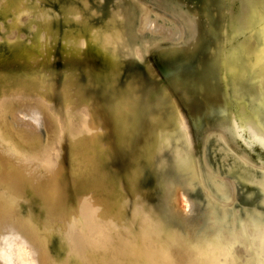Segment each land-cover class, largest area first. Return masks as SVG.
Returning a JSON list of instances; mask_svg holds the SVG:
<instances>
[{"label": "bare ground", "instance_id": "1", "mask_svg": "<svg viewBox=\"0 0 264 264\" xmlns=\"http://www.w3.org/2000/svg\"><path fill=\"white\" fill-rule=\"evenodd\" d=\"M29 1H31V0H0V6H1L0 12L3 13V15H7L8 12L11 11L13 14L12 20L10 18L11 22H9L10 25L8 27V30L9 31H11V30L16 31L17 30V33H18V34L16 33L17 37L15 36L14 39L12 37H10L11 35H9V36L7 35L8 37H10L7 40H9V43L11 44V46H10L11 47V53H12L11 57H6L3 59L2 55L0 54V84H1V88H0V90H1V95H0V154H2V152L5 154H8L7 159L10 161L11 169L14 170L18 176H21L28 181L27 183L23 184V187L25 189H27V188L30 189L29 191L26 192L27 194L24 193V194H21L19 196L17 192L15 193L13 191V188H15V186H16V182L14 180L11 183V185L8 187V193L0 190V261L2 258L1 255L3 254V249L6 246H9L10 244H12L13 241L17 239L16 238L17 237L16 230H15L16 226H14V224H13L14 222L12 219L14 217L16 209L18 208L17 205L23 199L31 200L30 198H33L32 197V195H33L32 189H33V182L35 180H32L34 178L33 175H31L30 173L24 172L25 171V165H27V163H29L30 165H33V166L36 165L37 167L35 169L42 171L44 169L43 166L36 163L39 161L37 159V156L53 155V156H55V158L57 160L58 168L61 167V165L58 161V149L60 150L62 148H59L60 145H57V144L61 141V139H60V141H58L59 138H64L63 136L60 135L64 131V130L62 131L61 124L63 121L65 123V120L66 119L68 120V118H69L68 117L62 121L61 118H56L57 116L53 115V114H55V113H53V111H52L53 109L51 107L53 104H51V106H50L49 97L47 96V94L49 93L48 87L50 85L49 84L50 82L48 83L47 81H45L46 79L44 80V78H47L48 75L51 74V76H52L51 71H53V70H51V69H54L53 64L51 63L53 60L52 59V56H53L52 44H53L54 39L57 38V36L53 35L51 32L53 26H52V23L50 21L51 20L53 21V19H52L53 17L51 18V16H49L50 11L48 12L47 9H44V7L42 5L43 0H32L31 3ZM185 1H188L190 4L195 6L193 9H191L188 6L190 11H191V14H192V15H190V17H188L189 25L191 27V31H190L191 33H190V36L189 35L187 36L188 39L184 45L173 46V47L168 49L171 67L177 68L183 64L188 63L190 61L191 57L180 58L178 56V53L183 48H188V47H191L192 45H197L204 37H210L211 40L213 41V46H214V47L213 46L211 47V52L209 55L210 60L206 64V71L203 70V72H200V73H197V71H196V75L199 74L201 77H204L203 78L204 83L209 82L211 79H213V80H215L216 84L214 85V87H211V86L208 87L206 94L203 95L204 98H202V99H204V101H203V104L201 106H199V107L196 106L197 107V109H196L195 104L193 105V103H192L190 115H191V118L193 120V123L198 124L199 123L198 118H202L203 116H205L208 113H214L217 115V117L211 121L212 124L220 127L223 130V133L225 134V136L230 141L236 142V138L239 135L238 128L240 129V126H238V122L236 119L232 120L234 118L232 117L233 115H232V112L229 108V105H230L229 94L231 93V95L237 100V104L239 107V113L242 115L243 118H245L244 122H245V125H246V128H247V131H248L250 138L252 140L256 141V143H258V144L260 143L261 146L264 148V0H202V1H199V0H178V2L187 3ZM234 1L238 2L236 9L233 8ZM71 3H68L67 5L62 6V11H63L62 14L64 15V16L62 15L63 19L65 18L64 20L66 22H69V23H72V21L70 22V20L79 17L81 10H83L85 12L84 9L79 10V8L74 5L75 3L74 4H71ZM120 9H118V10H120ZM146 10L147 9L145 8L144 11H146ZM51 12H52V10H51ZM119 12L120 11H118V13L117 12L116 13L119 14ZM88 13L90 14V12H88ZM142 14H145V13L142 12ZM26 15H28L27 26L30 29L34 30L33 39H32V41H30V43H29L28 39L22 40V41L20 40V37H21L20 27H22L23 22L27 19V18H25ZM55 15H56V13H55ZM119 16H120L119 18H121V13ZM49 17L51 18L50 21H49ZM216 17H217L216 25H218V26H215V24L213 23V19ZM116 18H117V16H116ZM144 18L146 19V16H144ZM63 19H62V21H63ZM35 21L38 22L36 29H35L34 25H32L33 22H35ZM65 21H63V23ZM109 21H111V19ZM142 21H143V19L141 18V22ZM123 22H125V21H123ZM107 23H106V25L108 26V24H110V23H108V24ZM112 23L115 24V22H112ZM121 24H122V21H121ZM81 25H82V23H81ZM104 25H105V23H104ZM142 25H145V23ZM147 25H149V24H147ZM87 26L88 25H86V27ZM67 27L69 28V26H67ZM76 27H77V25H76ZM76 27H75V29H76ZM102 27L103 26H101V28ZM81 28L82 27H80V29ZM105 28H107V27H105ZM193 28L195 30H197V33L194 34V36H193ZM75 29H74V31H75ZM89 29H91V28H89ZM91 30H93V28ZM84 31L86 32V30H83V32ZM100 31H102V30H100ZM100 31H99V33H100ZM244 31L248 32V36L245 35L246 38L244 37L245 38L244 40L237 41L236 40L237 38L235 37L236 34H240V33L242 34ZM142 32H143V30H142ZM152 32H156V31L152 30ZM76 33L75 32L73 33V31L69 30L68 32H66L64 34V39H66V44L63 48L62 53H63V57L66 58V63L64 64L65 69L64 68L63 69H64V71L67 70V72L71 71V69H72L71 63L68 62V58L70 56L77 58L83 52V51L81 52L80 49L84 48L83 46L80 48L81 38ZM97 33H95V34H97ZM99 33L97 34L98 35L97 37H99L101 35V34L99 35ZM116 33H117V31H116ZM104 34H105V32H104ZM104 34H102V35H104ZM107 34H106V36H107L106 41L110 38L112 40H114L113 38L116 35L110 34V33L108 35ZM14 35H15V33H14ZM83 36L85 37L86 35H83ZM83 36H81V37H83ZM117 36L119 38V35H117ZM95 37H96V35H94L93 37L91 36V39H93ZM99 38H96V40H95L96 43H98L97 39H99ZM83 39H85V38H83ZM87 39H88V37H87ZM0 40L2 41V38ZM103 40H105V37ZM118 41H116V42H118ZM129 41H126V42L128 43ZM99 42H100V40H99ZM82 43L84 45V43L86 44V41L82 42ZM107 44L108 43H106V45H103V47L107 46ZM94 46L96 47L97 44ZM85 47H86V45H85ZM125 48H128V47H125ZM97 49H95V50H97ZM104 49H102V52ZM112 49H113V47H112ZM99 50L100 49H98V52H99ZM115 50H117V48H115ZM115 50H111L110 52L115 51ZM107 51H108V49H107ZM106 54H108V53H106ZM136 54H137V57H138V55H140L138 53H136ZM114 55L117 56V53L113 54V56ZM140 57H141V55H140ZM140 57H138V58H140ZM114 58H115V56H114ZM115 59H117V58H115ZM195 59H197L196 60L197 63L198 62L200 63L206 58L201 57V56H194L193 61ZM232 59H233V63L231 62ZM37 61H40V63L38 62L39 64H37ZM31 65H36V68L34 66V68L32 67V69H30L31 71L27 70L26 68L27 67L31 68ZM80 66H81V64H79V63H77V65H75L76 69L79 68ZM87 66H89V65H87ZM144 66H145V64H144ZM147 67H148V65H147ZM238 69H239V72L236 73L237 72L236 70H238ZM195 70H197V69L195 68ZM91 71H93V70H91ZM146 72H148V71H146ZM150 73H152V72H150ZM70 75L72 78L74 76L73 72ZM70 75L67 76V78L69 77L68 79H70ZM104 75H105V78H103L104 81L108 78V76L113 78V76H112L113 74L110 71H105ZM145 75L146 74H144V75L143 74H135L134 75V76H136L135 78L138 79V81H139L138 91L135 89L125 91L126 92L125 94H132L134 92L136 94V96L137 95L139 96V100L137 102V105L140 107V109L137 112V117H138V114H140V115H139V120L137 121L138 123L136 122L137 126L133 127V128L135 130H137V128H138V130L144 129L145 124H146V122H145L146 120L152 119V120L156 121L159 119V117L161 118L162 116H165L164 118L167 121H169L172 119V117H171V115H172V116H174V119L176 121L175 127H174L176 130H174L173 133L178 131L181 133V135L183 137L182 145H180V146H183L184 150H183V148L181 149V147L178 145V143L180 144V142H178L177 144L171 143V144H169L170 147L172 144H175L176 146L175 145L172 146L168 155L165 154L164 156H162V155L160 156L161 161H159V165H158L159 179L160 180H159L158 188L160 191L159 204L161 205L160 206L161 211L159 213V212H155V211L152 212V211H149L147 209V207L145 205V201L147 203V200L149 199V197H147L148 193L144 192L143 193L144 195L142 194L143 196L141 195L140 198L138 197L139 200L134 201V199H133V201L135 203L132 204V206H134V207H132L130 215H127V212H126L127 210H129V208L126 211L124 210L125 209V204H124L125 200H122V201L118 200L117 202L113 203V201H111L112 198L111 199H107V198L102 199L100 197L99 198L97 197L95 199H90V200L84 199L85 200L84 203L86 205L92 204V206L91 207H88V206L82 207L83 208L82 213L86 214L87 212H89L91 214H96L97 215L96 217L98 220L97 223H103L104 224V230H107V232H109V233L115 234L113 237L114 239H108V244L113 245L110 247V249H112V250L123 247L124 253H121L119 251V254H117L116 257L123 258L122 257V255H123L127 261V263H125V264H264V164L259 165V166L254 165L255 167H253V166H251L252 164L250 162H249L250 164L247 162L246 158L243 159L244 157L243 158L242 157L241 158L235 157L233 159L232 163L228 164L226 166V168L223 170V172L221 173V167L220 166H218L217 169H214V170L212 169V167L208 163L207 156H205L207 154H204L203 156H205V157L203 159L205 161L206 166H205V170L203 171V173H202L203 175H202L200 173V170H199V162H198L196 156L194 154L192 155V151H194V142H193V136H192L191 130H190V125H189V122H188L186 116L183 113H182L181 117L178 115L179 110H181L179 108L178 104H176V106L178 107L179 110L176 112H173L171 110L172 114L170 115V112L168 111V106H169L168 102L170 104H172L171 99L168 98V96L164 93L163 89H162V91L156 90L154 86H151V84L145 86V84H144L145 79L144 78L147 77ZM228 75L230 77L231 82L229 83V85H228V83L227 84L223 83V85H222V83H221L222 82V79H221L222 76H224V78L225 77L228 78ZM36 76L40 77V80H38L39 78ZM113 79H112V81H110L109 83L106 84L107 85L106 87L108 88V90L110 89L111 91L114 90V87L110 84L111 82L113 83ZM220 79H221V81H220ZM193 80L195 81V78H193ZM199 80H201V81H195V82H197L198 84L202 83V78ZM49 81H50V79H49ZM52 81H53V79H52ZM170 81L173 84V86L178 87L181 90V95H183V101L186 104L188 102H190L191 98L187 92V89H189V86H188V83L186 82L185 79L183 81L182 73H181V75H178V74L171 75ZM224 81H226V79H224L223 82ZM46 82L48 83V85L46 84ZM89 82H90V80H89ZM96 83H97V81H96ZM74 84H75L74 81L71 79L69 81H66V83H65L64 88L66 89L65 91H66L67 101L68 100L71 101L70 99L72 98V97L70 98V95H68L67 91L69 90V93L71 92L70 94H72L71 90H72V87H75ZM82 85H84V84L82 83ZM95 86H96V84H95ZM201 86H203V83L201 84ZM38 89H41L40 90L41 92H38L37 91ZM228 89H230V93H228ZM110 93L112 94V92H110ZM96 94H98L97 91H96ZM101 95H102V93H101ZM131 96L129 95V97H131ZM245 96H247L248 99L257 102L256 107H254L252 117H250L248 114L245 113L246 112V110H245ZM113 98H114V96H113ZM169 99H170V101H169ZM127 102L129 103V105H130V103H132L131 101L130 102L127 101ZM69 105H71L70 102H69ZM118 106H120V105H118ZM122 106L120 107L121 109H118L119 107L116 108V109L120 110L119 112H118V110L117 111L115 110V111L118 112L119 114H121V112H123V111L125 112V109H126V107L128 108V106H127V104H126V106L124 105V108H122ZM78 107H80V105ZM87 107L85 108V110H84V106L80 107V108H83L82 111L84 110L85 111L84 113H86V110L88 111V109H89V108L87 109ZM172 108H173V106H172ZM11 109H14V110L16 109L19 114L20 113L30 114L34 117L35 120H37V123H38L37 125L43 124L45 126L47 132H48L49 141L47 138V140H46L47 143L46 142L42 143L40 138L37 137L36 133L32 129V128H34V126H31V128H29V126H28L30 133L22 132L17 127H15V126H17V124L20 126L21 125L25 126V125H24V123H22L21 121L19 122L15 118H14V120H15V123L17 121V124L8 121V118L6 119V115H7L6 113L8 111L10 112ZM122 109H124V110H122ZM130 109L131 108L129 107L128 110H130ZM169 109H171V108H169ZM77 113L79 116L75 120V122L72 121V119H70V120L76 126H78V125L80 126L81 124L77 123V122H79V121L82 122L81 120H79L82 115H80L79 111H77ZM128 113H127V115H128ZM91 114H90V116H91ZM116 114L117 113H115L113 115L115 116ZM68 115H70V117H72L70 112L68 113ZM118 115H116L117 119L119 117ZM121 115H120V117H122ZM85 116H86V114H85ZM86 118L87 117H84V120L87 121ZM127 118L128 117H126V119ZM70 120H68V121H70ZM92 120H93V116H92ZM119 121H122V118H120ZM119 121H116L114 123L116 124ZM30 122L31 121H29V123ZM85 122L83 121L84 125H85ZM96 122H98V120ZM64 123H63V126H64ZM93 123H95V121ZM66 124H67V122H66ZM66 124H65V126L68 125V124L67 125ZM83 124H82V126L84 127ZM121 124L122 123H120V125ZM73 125H70V126L74 127ZM89 125L90 124L88 122V124L84 128H86ZM116 125H118V124H116ZM128 125H130V124H128ZM124 126L123 127L121 126V128L123 129ZM126 126H127V124H126ZM72 127H70V128L72 129ZM95 127H96V125H95ZM69 129H67V131H64L66 133V135H67V132ZM89 129H91V128L89 127ZM95 129L96 128L93 127L92 130H95ZM160 129H162V128H160ZM160 129H159V131H160ZM82 130H83V128H82ZM125 130L126 129H124V131ZM156 130H158V129H156ZM80 131H81V129H80ZM99 131H100V128H99ZM96 133H98V132H96V130H95L94 134H96ZM167 133H168V131H167ZM208 133H210V132H208ZM70 134H71L70 136L73 137L72 134H74V133H70ZM79 134H80V132H79ZM68 135H69V133H68ZM76 135H78V133ZM159 135H161V134H159ZM59 136H61V137H59ZM80 136H82V135H80ZM93 136H95V135H93ZM126 136H128V135H126ZM172 136H174V134ZM32 137L35 139V141ZM74 137H75V135H74ZM78 137H79V135H78ZM91 137H92V135H91ZM139 137H140V135H139ZM174 137H172L171 139H173ZM180 138L178 136V139H180ZM77 139H79V138L76 137V140ZM81 139H79V140H81ZM160 139H163V138H160ZM175 139L177 141V138H175ZM175 139H173V140H175ZM79 140H77V141H79ZM85 140H87V139H85ZM123 141H124V139H123ZM136 141L138 142V138ZM204 141H205V139H204ZM221 141L224 143L226 141L222 135H217L216 138L214 139L215 144H218V149H220L223 152V156L227 157V156H229V151L223 145V143ZM70 142H72V141L70 140ZM150 142H151V140H150ZM173 142H175V141H173ZM244 142H245V140H244ZM244 142H243V144H244ZM247 142H248V140H247ZM249 142H251V141H249ZM79 143H82V142H79ZM166 143H168V142H166ZM60 144H62V141ZM121 144H122V142H121ZM151 144H152V142H151ZM252 145L253 144H251V146ZM103 146L105 148V145H103ZM117 146H119V145H117ZM122 146H123V144H122ZM166 146H168V145H166ZM78 147H75V146L73 147L74 148L73 152H75L77 155L79 154L78 153ZM127 147H126V149H127ZM140 149H142V148H140ZM136 150H138V149H136ZM143 150H142V152H144ZM71 151H72V149H71ZM162 151L163 150L159 148V152L162 153ZM164 151H166V150H164ZM183 151H186L185 155H184L185 152H183ZM204 151H206V150L204 149L203 152ZM140 152H141V150H140ZM102 153H103V151H102ZM107 154H110V152ZM115 156H118L117 152H116ZM136 156L138 158V155H136ZM89 157H90V155L88 156V158ZM134 157H132V159H134V161H133L134 164L131 165L128 163L129 166L131 165L133 168L132 167L129 168V166L126 162V163H123V165H122L123 169H119V170L125 171L124 173H122L120 175V177H122V175L125 174L126 180L131 183L132 187H133L134 182H137L135 180L138 178L139 173H141V171H139L140 169H138V171H137L136 167L139 166L138 161L142 160V159H140V156L138 158L139 160L138 159L135 160L136 157L135 158ZM148 157H150V156H148ZM91 158H92V156L90 157V160H91ZM98 158H100V157H98ZM102 158L99 159L100 162L102 161ZM107 159H110V157ZM145 159L148 160L149 158H144V160ZM41 160H43L45 162L47 159H41ZM84 160L86 161V159H84ZM130 160H131V156H130ZM154 160L155 159H153V162H155ZM99 161L97 160L96 162L98 163ZM103 162H104V160H103ZM258 162H261V161H258ZM262 162H263V160H262ZM105 163H106V161L104 162V164ZM85 164L87 165V163H85ZM85 164H83V165H85ZM108 164H105V165H108ZM92 165H95V164L93 163ZM105 165H103V166H105ZM152 165L154 166V164H152ZM101 166H102V164H101ZM115 166H117V165H115ZM153 166H152V168H154ZM105 167H102V168H105ZM107 167H109V166H107ZM117 167H119V166H117ZM115 168L113 167V169H115ZM98 169H96V170H98ZM257 169H258V171H257ZM81 170L84 172H87L88 170L91 171V169L89 167L87 168L85 166L81 167ZM102 171H104V170H102ZM102 171H100L99 173L101 174ZM109 171H112V170H109ZM118 171H116V172H118ZM91 172H93V171H91ZM220 173L222 175H220ZM91 174L92 175L91 176L89 175V176L92 179L93 173H91ZM108 174H110V172ZM116 174H118V176ZM116 174H115L116 176L115 175L114 176L117 177L116 180L118 181V179H120V178H118L120 173H116ZM94 175L97 176L96 174H94ZM103 175L105 176V174H103ZM110 175H111V177L108 175V177H110V179L107 180L108 179L107 178L106 179L107 181L104 179L102 180L100 177H94L96 180V181H94V182H96V185H97L96 187H99V189H100V187H105L106 190L104 192L108 191L107 190L108 189L107 183L113 184V182L114 183L117 182V181L115 182V180H114L115 178L112 177V174H110ZM94 178L92 180H94ZM103 178H105V177H103ZM122 178H124V177H122ZM122 178H121V181H122ZM139 180H140V178H139ZM203 181H204V184H206V186H207V188H204L205 189L204 196H205L206 200L204 202L198 198L192 200L187 195L188 191H191V190L194 191L195 188L200 183H202ZM54 182L56 183V185L52 186V187L57 188V186H58L57 179H54ZM121 184H119V185L121 186ZM116 185H114L113 187L110 185L112 187V188L109 187L110 190L114 191L113 189ZM94 186H95V184H94ZM94 186H89V188L94 187ZM122 186H124V185H122ZM237 186H239V187L250 186L251 187L250 191H248V193L246 194V196L244 198L247 201V203L252 206V208L244 209V211L240 212V213H238V211L233 206V202L236 201V190H235V188ZM96 187H94V188H96ZM89 188H86V190H88ZM118 188L119 187L117 186V189ZM126 188L129 189L128 187H126ZM133 189H135V188H133ZM133 189H132V191H133ZM86 190H84V193ZM41 191L45 192L48 195L50 202H55V199L53 198L54 194H52V192L56 193V191H53L52 189L45 190L43 187L41 188ZM92 191H93V189H92ZM96 191H100V190L97 189ZM96 191H94V192H96ZM119 191L120 190H118L117 192H119ZM135 191H133L132 196L134 195ZM57 192H58V190H57ZM120 192H122V191H120ZM130 193H129V195H130ZM37 194H39V193H37ZM109 194L112 196V194H114V192L111 193L109 191ZM120 194H122V193H120ZM115 195H113V196H115ZM135 195L138 196V195H140V193L136 191ZM178 195H182V197H183L182 201L184 203L180 204V203H178L177 200H175V198H177ZM16 196L20 198L18 203L16 202V198H15ZM39 196H40V194H39ZM144 196L147 197L148 199L145 200L146 198ZM129 197H128V195H127V197H125V198H127V201H126L127 203H128ZM35 198H37V196L34 197V199ZM169 198H173V199H171V201H174L176 204L175 205V207L177 208L176 212H174V211L171 212V210L169 209V206H168L169 205L168 204ZM117 199L118 198H116V200ZM29 200H28V202H29ZM114 200H115V197H114ZM28 202H25V203H28ZM150 202H152V201H150ZM129 204H126V205H129ZM147 204H149V203H147ZM28 206H27V208H28ZM30 206H32V205H30ZM61 206H62L61 204L58 206L59 209L57 210L58 215L56 214L57 220L55 221V224H51V223L47 222L45 219H43V220L41 219V221H40L41 225H40V227H38L39 224L37 226L35 224H32V222L30 220H25L26 223H25L24 227L31 234V240L38 242V243H40L42 241H44V243L48 242L47 240L49 237L51 238V234L53 232L52 229L53 228L56 229V227L58 226V229L60 227L63 229L61 232L62 233L64 232L65 237L68 239L67 241H69L68 244L71 245L75 242V237H74L73 233L71 232L72 231L71 228H69V222L67 221L65 214L61 213L62 211H65V209H64V207H61ZM129 207H130V205H129ZM150 207H151V205H150ZM91 208H93V209H91ZM28 210H29V208H28ZM30 211H32V210H29V212ZM160 214H162L163 216H165L169 220H173L174 224L171 227V230L169 233H166L162 228V223L159 221L160 220L159 219ZM28 215H29V213H28ZM39 216H40V214L38 215V217ZM40 218H42V216ZM77 226H79V224H77ZM180 226H182V228L184 229V232H181L180 229H182V228ZM77 228H80V227H77ZM119 228H120V231L122 233H124V234L128 233L129 238L122 236L121 233L118 232ZM121 228L126 229V231L122 230ZM41 229H42V231H44L45 234L43 233L41 235V232H39ZM61 232H60V234H61ZM58 233H59V231H58ZM70 234L72 236V239H70ZM56 238L59 239V235H58V237L56 236ZM77 238H78V236H77ZM61 240H63V239H61ZM111 240H113V242ZM110 242H111V244H110ZM60 243H62V242H60ZM58 244H59V242H58ZM63 244H65V243H63ZM16 245H17V248L15 250L17 251L18 258L17 257H15V258H17V260L19 259V262H20L19 264H45V262H46V264H48L49 258L44 256V254L40 253L37 249L31 247L30 245H28V246L21 245L20 242L17 243ZM62 245L60 248L65 247L64 245L62 247ZM107 247L109 248V246H107ZM105 248L106 247L102 246V247H100V250H103ZM98 252H99V250H98ZM87 253L91 254V252L88 250H87ZM120 254H122V255H120ZM4 256H3V258H4ZM6 256H5V258H6ZM73 256H75V257L72 258ZM124 258H123V260H124ZM4 260H6V259H4ZM50 260H52V259H50ZM120 263H121V261H118V264H120ZM16 264H18V263H16ZM70 264H84V261L81 259L78 252L71 254ZM114 264H117V262H115Z\"/></svg>", "mask_w": 264, "mask_h": 264}, {"label": "rangeland", "instance_id": "2", "mask_svg": "<svg viewBox=\"0 0 264 264\" xmlns=\"http://www.w3.org/2000/svg\"><path fill=\"white\" fill-rule=\"evenodd\" d=\"M199 1H202V0H199ZM29 2L31 3L32 0ZM185 2H187V5H186L187 7L189 6L191 9H193L195 7L194 5L190 4L188 1H185ZM68 3H71V4L75 3L74 5L77 6L79 8V10H81V9L85 10V12L83 10L80 11L79 17L70 20V22L72 21V23L66 22L64 20L65 18L63 19L64 15L62 14V12H63L62 6L67 5ZM42 5H43L44 9H47L48 12L50 11L49 16H51V18L53 17L52 18L53 21L49 17V21L51 20L50 22L52 23V26H53L51 32L53 35L57 36V38L54 39L53 44H52V46H53L52 59L53 60L51 63L53 64V67H54V69H51V70H53V71H51L52 76L50 74L47 76V78H44V80L46 79L45 81H47L48 83L50 82L49 83L50 85L48 87L49 93L47 92L48 93L47 96L49 97L50 106H51V104L54 105V106L53 105L51 106L53 109V110L52 109L51 110L53 111V113H55L53 115L57 116L56 118H61L62 121L69 117L68 120L72 119V121L75 122V120L79 116L77 111H79L80 115H82L83 117L81 116L79 119L82 122L76 121L77 123L81 124L80 126L79 125L76 126L71 120L68 121L67 119H66L67 121L65 120V123L63 121L61 124L62 131L63 130L67 131V129L72 127L70 125L74 124L73 125L74 127H72V129L70 128L68 130L67 135L64 131L63 132L61 131L62 133L60 135L63 136L65 139L59 138L58 141H60V139H61L62 144H60L61 141L57 144L60 146L62 145L61 147L59 146V148H62V149H60L61 151L58 149V161L61 165L60 168H58L57 160H56L55 156H53V155L37 156V159L39 161L36 163L43 166L44 169L42 171L36 170L35 169L37 167L36 165L33 166V165H30L29 163H27V165H25V171L24 172H27V173H30L31 175H33L34 178L32 180H35L33 182V189H32V193H33L32 197L33 198H30L31 200L28 199L29 202L26 199H23V200H21V202H19L20 198L17 196L15 197L16 202L17 203L19 202V204L17 205L18 208L16 209L14 217L12 219L14 222L13 223L14 226H16L15 230H16V235H17L16 238L17 239L14 240L12 244H10L9 246H6L3 249V254L1 255L2 258H1L0 264H8V263L9 264H16V263L19 264L20 263L19 259L17 260L18 255H17V251L15 250L17 248L16 244L19 242L21 243V245H25V246L30 245L31 247L37 249L40 253L44 254V256L49 258L48 264H70L71 254L76 253V252H78L79 256L84 261V264H114L115 262H117V264H118V261H121L120 264L127 263L126 259L124 258V256L122 254H120V255H122L124 260H123V258L116 257L117 254H119V251L121 253H124L123 247L113 249V250L110 249V247L113 245L108 244V239H114L113 237L115 234L109 233V232H107V230H104V224L103 223H97L98 220H97L96 214H91L89 212H87L86 214L82 213V209H83L82 207H85V206L91 207L92 206V204L86 205L84 203V201H85L84 199L90 200V199H95L97 197L98 198L100 197L102 199L103 198L104 199L105 198H107V199L112 198L111 201H113V203L117 202L118 200L119 201L125 200V202H124L125 209L124 210L126 211L129 208V210H127L126 212H127V215H130L132 207H134V206H132V204L135 203L134 201L139 200L141 195L144 192H147L148 193L147 197H149V199H150L149 200L147 197L144 196L146 198V199L145 198L144 199L145 200L148 199L147 203H149V204H147L145 201V205H146L147 209L149 211H152V212L155 211V212L160 213V211H161V207H160L161 205L159 204L160 191L158 188V186H159L158 184H159L160 179H159L158 165H159V161H161V160L160 159L158 160V157H160L161 155L164 156L165 154L166 155L169 154L170 149L172 148L173 145H175V144H172L170 147L169 144H171V143L177 144L178 142H180V144L178 143V145L180 146V145H182V141H183V137H182L180 132L177 131V132L173 133V131L176 130L174 128L176 121L174 119V116L171 115L172 114L171 112L172 111L176 112L179 110L178 107L176 106V104H178L179 108L181 109V110H179L178 115L181 117V115L183 113L189 122L190 130H191V134L193 136V142H194V151H192V155L194 154L196 156L198 162H199V170H200L201 174L205 170V166H206L205 161L203 159L205 156H207L208 163L210 164V166L212 167L213 170L217 169L218 166L221 167V173L223 172V170L226 168V166L228 164L232 163V161L235 157H238V158L244 157L243 159L246 158L247 162L248 163L250 162L252 164L251 166H253V167H255L254 165L259 166V165L264 164V148L261 146L260 143L258 144V143H256V141H254L250 138L248 131H247V128H246V125H245V122H244L245 118H243L242 115L239 113V107L237 104V100L231 95L230 89H228V93H230L229 94V99H230L229 108H230L232 115H233V116L232 115L231 116L234 118L232 120L236 119L238 122V126H240V129L238 128L239 135L236 138V142L230 141L225 136V134L223 133V130L220 127L212 124L211 121L217 117V115L214 113H208L205 116H203L202 118H198L199 119L198 124L193 123V120H192L191 115H190L192 103H193V105L195 104V107L201 106L203 104V101H204V99H202V98H204V96H203L204 92L200 88V85L197 82H195L194 80L192 81L191 79L188 78L186 82L188 83L189 90L192 92V96H190V98H191L190 102H188L186 104L183 101V95H181V90L178 87L173 86V84L170 81L171 75H173V74L174 75L175 74L181 75V69H183L185 66H190L192 63V59H190V61L188 63L183 64L177 68H172L170 65V57H169V50L168 49L173 47V46L184 45L188 39V38H186V34H185V30H184V24H183L184 17H183V15L178 14L173 7L172 8L168 7L166 4H164L160 0H79V1L78 0H57V1L56 0H43ZM237 5H238V2L234 1L233 8L236 9ZM0 8H1V6H0ZM145 8L147 9L146 11H144ZM118 9H120V10H118ZM51 10H52V12H51ZM118 11H120L119 14H117ZM88 12H90V14ZM142 12L145 14H142ZM55 13H56V15H55ZM120 13H121V18H119ZM116 16H117V18H116ZM144 16H146V19L144 18ZM12 17H13V14L11 11L8 12L7 15H3V13L0 12V37L2 38V41L0 40V54L2 55L3 59L6 57H11V54H12L11 53V47H10L11 44L9 43V40H7V39H9L10 37H12L14 39L15 36L18 34L17 30L16 31L15 30H11V31L8 30V27L10 25L9 22H11ZM10 18H11V20H10ZM25 18H27V19L23 22L22 27H20V29H21L20 40L22 41V40L28 39L29 43H30V41H32V39H33L34 30L30 29L27 26L28 15H26ZM141 18L143 19L142 22H141ZM62 19L66 23L65 22L63 23ZM110 19L112 22H115V24L112 23L111 21H109ZM216 20H217V17L213 19V23L215 24V26H218V25H216ZM121 21H122V24H121ZM123 21H125V22H123ZM107 22L110 24H108ZM140 22L142 24L145 23V25H142ZM37 23L38 22L35 21L32 24V25H34L35 29L38 25ZM81 23H82V25H81ZM104 23H105V25H104ZM106 23L108 24V26L106 25ZM147 24H149V25H147ZM66 25L69 26V28ZM76 25L78 28L76 27ZM86 25H88L87 26L88 28L86 27ZM101 26H103V27L101 28ZM75 27H76V29H75ZM80 27H82V28L80 29ZM105 27H107V28H105ZM89 28H91V29L93 28V30H91ZM74 29H75V31H74ZM69 30L73 31V33L77 32L76 34H78V36L81 38L80 48L82 46L84 48L80 49L81 52L82 51L83 52L77 58L72 57V56H70L68 58V62L71 63L72 69H71V71L67 72V70L64 71V69H65L64 64L66 63V58L63 57L62 51H63V48L66 44V39H64V34L66 32H68ZM83 30H86L87 33L85 31L83 32ZM100 30H102V31H100ZM115 30L117 31V33ZM142 30H143V32H142ZM152 30L156 31V32H152ZM96 31L98 33L100 31V33H99V35L101 34L99 36L100 38L97 37L98 33ZM104 32H105V34H104ZM14 33H15V35H14ZM95 33H97V34H95ZM107 33L116 35L113 38L114 40H112L110 38L106 41V39H107L106 34ZM102 34H104L105 36ZM7 35L8 36L11 35V36L8 37ZM83 35H86V36L84 37ZM94 35H96V37L91 39V36L93 37ZM117 35H119V38ZM245 35L248 36V32L244 31L242 34L241 33L236 34V36H235L237 38L236 40L237 41L244 40L246 38ZM81 36H83V37H81ZM87 37H88V39H87ZM104 37H105V40H103ZM83 38H85V39H83ZM96 38H99V39H97L98 43H96V41H95ZM99 40H100V42H99ZM85 41H86V44L84 43V45H83L82 42H85ZM116 41H118V42H116ZM126 41H129V42L127 43ZM106 43H108L107 44L108 47L105 46L108 49V51L105 47H103V45H106ZM96 44H97V46L95 47L94 45H96ZM85 45H86V47H85ZM212 46H213V41L211 40V38L210 37H204L197 45H192L191 47L183 48L178 53V56L180 58L194 57V56L205 57L206 59H204L200 63L199 62L196 63L195 61L193 62L194 67L197 69L196 70L197 73L202 72L204 67L206 66L207 62L210 60L209 55H210ZM112 47H113V49H112ZM114 47L117 48L118 51L115 50ZM125 47H128V48H125ZM97 48L100 49L99 52H98ZM95 49H97V50H95ZM102 49H104L103 52H102ZM111 50H115V51L110 52ZM106 53H108V54H106ZM112 53L113 54L117 53V56L114 55L115 58H117V59L114 58ZM136 53L140 54L141 57H140V55H138V57H140V58H138ZM38 62L40 63V61H37V64H39ZM231 62L233 63V59L231 60ZM77 63L81 64V66L76 69L75 65H77ZM144 64H145V66H144ZM87 65H89V66H87ZM147 65H148V67H147ZM34 66L36 68V65H31V68L27 67L26 69L31 71L30 69H32V67L34 68ZM91 70H93V71H91ZM103 71L104 72L110 71L113 74L112 76L114 79L112 77L108 76V78L104 81L103 78H105V75H104ZM146 71H148V72H146ZM236 71H237L236 73H238L239 69ZM72 72H73L74 76L71 78L70 74ZM150 72H152V73H150ZM135 74H143V75L146 74L145 76H147V77L144 78L145 79V81H144L145 86L151 84V86H154L156 90L162 91V89H163L164 93L168 96V98L171 99V102H172V104H170L168 102V104H169L168 111L170 112L172 119L167 121L164 118L165 116H162L161 118L159 117V119L156 121H154L152 119H150V120L148 119L146 121V122H148V129L144 128V129H141L143 132L139 131V132H141V134H140V137L138 138V142H136L137 146H138V147L137 146L136 147L138 150L134 149V151L130 153V154H132L131 160H130V158H129L130 155L126 154V150H127L126 147L128 146L129 139H131L132 136L134 135V134L133 135L130 134V131L131 130L134 131V128L128 124H130V122H132V120H133L132 110H134L135 105L137 104V102L139 100V96L138 95L136 96V94L134 92L132 94H125L126 93L125 91L131 90V89H135L138 91L139 81H138V79L135 78L136 77V76H134ZM69 75H70V79L73 80L75 83L74 84L75 87H72V90H71L72 94H70L71 92L69 93V90L67 91L68 95H70V98L72 97L70 99L71 101L68 100L71 103V105H69V102L67 101L66 91H65L66 89L64 88L66 81L70 80V79H68L69 77L67 78V76H69ZM229 75H228V78H226V77L224 78V76H222V78H221L222 79V82H221L222 85H223V83H226V84L228 83V85H229V83L231 82ZM36 77H38V76H36ZM38 78H39L38 80H40V77H38ZM111 78L113 79V83L111 82L110 84L114 87L113 91H111L110 89L108 90V88L106 87L107 86L106 84L109 83L110 81H112ZM49 79H50V81H49ZM52 79H53V81H52ZM221 79H220V81H221ZM224 79H226V81L223 82ZM89 80H90V82H89ZM96 81H97V83H96ZM47 82H46V84L48 85ZM82 83L84 85H82ZM95 84H96V86H95ZM215 84H216V82L213 79H211L208 82V85L211 87H214ZM0 88H1V84H0ZM40 90L41 89H38L37 91L41 92ZM96 91L98 92V94H96ZM99 91L102 93V95ZM110 92H112V94ZM0 95H1V90H0ZM129 95L130 96L132 95V96L129 97ZM113 96H114V98H113ZM170 99H169V101H170ZM127 101H129V102L131 101L132 103H130V105H129V103ZM126 104H127L128 108L126 107L125 112L124 111L121 112L122 115L119 114L118 112L120 110H118V109H121L120 107L122 105H123L122 108H124V105L126 106ZM256 104H257L256 101H252V100L248 99L247 96H245V110H246L245 113L248 114L250 117H252V113H253L254 107H256ZM79 105H80V107L84 106V110L88 106L87 107V109L89 108L88 111L86 110V113H84L85 111L84 110L82 111L83 108L78 107ZM118 105H120V106H118ZM171 105L173 106V108ZM129 107L131 108L130 110H128ZM197 107H196V109H197ZM116 108H118V109H116ZM169 108H171V109H169ZM115 110L116 111L118 110V112H116ZM122 110H124V109H122ZM69 112H70L72 117H70V115H68ZM115 113H117L116 115L119 114L118 119H117L116 115L115 116L113 115ZM127 113H128V115H127ZM6 114H7L6 119L8 118V121L15 123V120H14V118H15L19 122L21 121L22 123H24L25 126L18 125L17 121L15 123V124H17V126H15V127H17L22 132L30 133L29 128H31V126H34L35 129L34 128H32V129L36 133L37 137L40 138L42 143L46 142L49 135H48V132H47L45 126L43 124L37 125L38 124L37 120H35L32 115L26 114V113H24V114L20 113L19 114L16 109L15 110L11 109L10 112L8 111ZM85 114H86V116H85ZM90 114H91V116H90ZM120 115L122 117H120ZM92 116H93V120L95 121L96 124L93 123L94 121L92 120ZM84 117H87L86 118L87 121L84 120ZM126 117H128L127 118L128 120L126 119ZM120 118H122V121H119ZM97 120H98V122H96ZM29 121H31V122L29 123ZM83 121L84 122L86 121L85 125L83 124ZM116 121H119L116 123L118 125H116L114 123ZM66 122L68 125L69 124L70 125L68 126L66 124ZM88 122L90 125L87 126L86 127L87 129H86L84 127L88 124ZM124 122L127 124V126ZM63 123H64V126L66 124L69 128L67 126L64 127ZM120 123H122V124L120 125ZM82 124L84 125V127L82 126ZM95 125H96V127H95ZM28 126H29V128H28ZM121 126L122 127L124 126V128L122 129ZM89 127L91 129H89ZM93 127L96 128L95 130H96V132H98V133H96L97 135L94 134L95 130H92ZM79 128L81 129V131ZM82 128H83V130H82ZM99 128H100V131H99ZM160 128H162L163 130ZM124 129H126V130L124 131ZM156 129H158V130H156ZM159 129H160V131H159ZM78 131L80 132V134ZM167 131H168V133H167ZM208 132H210V133H208ZM68 133H69V135H68ZM70 133H74V134H72L73 137L70 136L71 135ZM77 133H78L79 137H78V135H76ZM158 133L161 135H159ZM90 134L92 135V137ZM173 134H174V136L176 135L177 137L172 136ZM74 135H75V137H74ZM80 135H82V136H80ZM93 135H95V136H93ZM126 135H128V136H126ZM217 135H222L225 138V140L227 141V142L225 141V143L222 141L221 142L228 149L229 156L224 157L223 152L220 149H218V144H215L214 139L216 138ZM61 136H59V137H61ZM178 136H179V138L180 137L181 138L178 139ZM76 137L79 139H81V138L82 139L81 140L77 139V140H79V141H77ZM172 137H174L173 139L177 138V141H176V139L175 140L171 139ZM122 138L124 139V141ZM160 138H163V139H160ZM85 139H87V140H85ZM204 139H205V141H204ZM246 139L248 140V142L249 141H251V142L248 143ZM70 140L72 142H70ZM150 140H151L152 144H151ZM172 140L175 142H173ZM244 140H245V142H244ZM34 141H35V139H34ZM48 141H49V138H48ZM79 142H82V143H79ZM121 142H122L123 146H122ZM166 142H168V143H166ZM243 142H244V144H243ZM251 144H253V145L251 146ZM73 145L75 147L79 146L78 147V153H79L78 155L75 152H73L74 151ZM103 145H105V148ZM117 145H119V146H117ZM166 145H168L169 147ZM180 147H181V149L183 148V146H180ZM140 148H142V149H140ZM159 148L163 150L162 153L159 152ZM71 149H72V151H71ZM204 149L206 151L203 152ZM140 150H141V152H140ZM142 150L144 152H142ZM164 150H166V151H164ZM183 150H184V148H183ZM102 151H103V153H102ZM119 151H120V153H118ZM121 151H123V152H121ZM135 151L137 153L138 152L139 153L137 154ZM109 152H110V154H107ZM116 152H117L118 156H115ZM183 152H185L184 153V155H185L186 151H183ZM204 154H207V155L203 156ZM7 155L8 154H5L3 152H2V154H0V190L8 193V187L15 180L16 186H15V188H13V191L15 193L17 192L18 195L20 196L21 194H24L30 190L28 188L25 189L23 187V184L27 183L28 181L25 178L18 176L17 173L11 169V164H10V161L7 159L8 158ZM89 155H90V157L92 156L91 160H90V157L88 158ZM136 155H138V158L140 156V159H142V160L135 158L134 156H136ZM148 156H150V157H148ZM98 157H100V158H98ZM109 157H110V159H107ZM132 157L139 160L138 161L139 166L136 168H137V171H138V169H140L139 171H141V173H139V175H138V178L135 180L138 183L134 182L133 187H132L131 183L126 180L125 174L122 175V177H124V178L120 177V175L122 173H124L125 171L119 170V169H123V167H122L123 163L127 162V164L128 163L131 165L134 164L133 163L134 159H132ZM143 157L149 158V159L144 160ZM101 158H102V161L100 162L99 159H101ZM41 159H47V160L44 162ZM84 159H86V161ZM153 159H155L154 160L155 162H153ZM97 160L99 161L98 163L96 162ZM103 160H104V162L106 161L105 164H108V163L109 164L105 165ZM262 160H263V162H262ZM258 161H261V162H258ZM85 163H87V165ZM93 163L95 165H92ZM83 164H85V165H83ZM101 164H102V166H101ZM129 164H128V166H129ZM152 164H154V166ZM103 165H105L106 167ZM115 165H117L119 167H117ZM131 165L129 166V168L132 167ZM83 166H85L87 168L89 167L91 169V171H93V172H91L90 170H88L87 172L82 171L81 167H83ZM107 166H109V167H107ZM152 166L154 168H152ZM102 167H105V168H102ZM113 167L114 168L116 167V168L113 169ZM96 169H98L99 171ZM102 170H104V171H102ZM109 170H112V171H109ZM100 171H102L101 174L102 175L105 174V176L104 175L102 176L99 173ZM116 171H118V172H116ZM257 171H258V169H257ZM107 172L108 173L110 172V174H112V177L115 178V179L113 178L115 180V182L117 181L116 180L117 177H115V176L116 175L118 176V174H116V173H120L119 177H118L120 179H118V181L116 183L113 182L114 185L117 184L113 189L114 191L110 190V188H109L111 186L113 187L114 186L113 184L107 183L108 187L107 186L106 187L108 188L107 189L108 191L104 192L106 190V188L100 187V189H99V187H96L97 186L96 182H94V181H96L94 177H100L102 180L103 179L106 180L108 178L107 180H109L111 175L108 174ZM91 173H93L92 179L94 178V180H92L90 177L92 175ZM221 173H220V175H222ZM94 174H96L97 176H95ZM108 175L110 177H108ZM103 177H105V178H103ZM121 178H122V181L124 180L123 182L121 181ZM139 178H140V180H139ZM54 179H57V184H58L57 188L52 187V186L56 185V183L54 182ZM94 184H95V186H94ZM119 184H121V186ZM122 185H124V186H122ZM89 186H94L96 188H94V187L89 188ZM117 186L119 187L118 189H117ZM125 186L128 187L129 189H127ZM42 187L45 190L52 189L53 191H56V193L52 192V194H54L53 198L55 199V202H50L48 195L45 192L41 191ZM86 188H89L91 191L89 189L86 190ZM133 188H135V189H133ZM204 188H207V186H206V184H204V181H203L202 183H200L195 188L194 191L193 190L188 191L187 195L192 200L198 198L204 202L206 200V198L204 196V194H205ZM92 189H93V191H92ZM95 189L96 190L98 189L100 191H96ZM132 189H133V191L136 190L137 192H139L140 195L136 196L135 195L136 191H135L134 195L132 196V194H133ZM250 189H251L250 186H246V187L237 186L235 188V190H236V201L233 202V206L238 211V213L243 212L244 209L252 208V206L250 204H248L244 198L246 196V194L248 193V191H250ZM57 190H58V192H57ZM84 190H86L85 193H84ZM118 190L122 191V192L119 191L122 194L117 192ZM94 191H96V192H94ZM109 191L111 193L114 192V194H112V196H111L109 194ZM37 193H39L41 197ZM129 193H130V195H129ZM126 194L128 195V197L129 196L131 197V198L130 197L128 198V203L126 202L127 198H125V197H127ZM113 195H115V196H113ZM36 196H37V198L34 199V197H36ZM114 197H115V200H114ZM119 197L120 198L122 197V198L120 199ZM116 198H118V199L116 200ZM182 198H183L182 195H178L177 198H175V200H177L178 203L182 204V203H184L182 201ZM133 199H134V201H133ZM171 199H173V198H169V202H168L169 209L171 210V212H173V211L176 212L177 211V208L175 207L176 204L174 201H171ZM150 201H152V202H150ZM25 202H28V203H25ZM29 204L32 206H30ZM60 204L62 205L61 207H64V209H65V211H62L61 213L65 214L66 219L69 222V228H71V230H72L71 232L73 233V235L75 237V242L71 245L68 244L69 241H67L68 239L65 237L64 232L63 233L61 232L63 229L61 227L58 229V226L56 227V229L55 228L52 229L53 232L51 234V238L50 237L48 238V240H47L48 242L44 243V241H42V242L38 243V242L31 240V234L24 227L25 223H26L25 220H30L32 222V224H35L37 226L39 224L38 227H40V225H41L40 224L41 219L42 220L45 219L47 222H49L51 224H55V221L57 220V215H58L57 210L59 209L58 206ZM126 204H129L130 207H129V205H126ZM150 205H151V207H150ZM27 206H28L29 210H32V211L29 212ZM93 208H91V209H93ZM28 213H29V215H28ZM37 214L38 215L40 214V216L38 217ZM41 216H42V218H40ZM159 219H160L159 221L162 223L163 230L166 233H169L171 230V227L174 224L173 220L167 219L162 214H160ZM77 224H79V226H77ZM76 226L80 227V228H77ZM180 227L182 228V226H180ZM121 229L126 231V229H124V228H121ZM180 230H181V232H184L183 228ZM58 231H59V233H58ZM39 232H41V235L44 233V231H42V229ZM60 232H61V234H60ZM118 232H120L122 236L129 238L128 233L127 234L122 233L120 231V228L118 229ZM58 235H59V239L56 238V236L58 237ZM77 236H78V238H77ZM61 239H63V240H61ZM70 239H72L71 234H70ZM111 241L113 242V240H111ZM58 242L60 245L58 244ZM60 242H62V243H60ZM63 243H65L66 245ZM62 244L65 247H63ZM110 244H111V242H110ZM61 245L63 248H60ZM102 246L106 247V248L103 250H100V247H102ZM107 246H109V248ZM87 250L90 251L91 254H88ZM98 250H99V252H98ZM4 255L5 256L7 255L8 257L6 256V258H5ZM3 256H4V258H3ZM15 257H17V258H15ZM74 257L75 256H73L72 258H74ZM4 259H6V260H4ZM50 259H52V260H50ZM45 264H46V262H45Z\"/></svg>", "mask_w": 264, "mask_h": 264}, {"label": "water", "instance_id": "3", "mask_svg": "<svg viewBox=\"0 0 264 264\" xmlns=\"http://www.w3.org/2000/svg\"><path fill=\"white\" fill-rule=\"evenodd\" d=\"M160 1H162L164 4H166L168 7H173L174 9H175V11L178 13V14H181V15H183V17H184V19H183V24H184V30H185V34H186V38H188L187 36L189 35L190 36V31H191V27H190V25H189V19H188V17H190V15H192L191 14V11H190V9H189V7H187L186 5H187V3H183V2H178V0H160ZM185 15V16H184ZM197 33V30H195L194 28H193V36H194V34H196ZM191 59H192V63H191V65L190 66H185L183 69H181V73H182V77H183V81H184V79L187 81V79L189 78V79H191L192 81H193V78H195V81H201V80H199V79H201L202 78V83H203V86H201V84L202 83H200L199 85H200V88L203 90V92H204V95L206 94V91H207V89H208V87H209V85H208V82H205L204 83V77H201L199 74L198 75H196V70H195V67H194V65H193V62L194 61H196L197 59H195L194 61H193V57H191ZM196 63H197V61H196ZM203 70H205L206 71V66L204 67V69ZM203 72V71H202ZM198 73H200V72H198ZM201 77V78H200ZM199 78V79H198ZM170 79H171V77H170ZM191 81V82H192ZM187 89V88H186ZM187 92H188V95H190V96H192V92L189 90V89H187ZM140 109V107L136 104L135 105V108H134V110H132L133 112V120H132V122H130V125L132 126V127H136L137 125H136V122L139 120V115L140 114H138V117H137V112H138V110ZM212 111V110H211ZM147 121V120H146ZM145 121V122H146ZM138 123V122H137ZM145 128H147L148 129V122H146V124H145ZM139 131H141V132H143L141 129H139L138 130V128H137V130H135L134 129V131L133 130H131L130 131V134L131 135H133L132 136V139H129V142H128V148H127V151H126V154H129L130 156H132V154H130L131 152H133L134 151V149H137V143H135V142H137L136 140H137V138H139V135H140V133L141 132H139ZM138 132V133H137ZM137 146V147H136ZM121 152H123V151H121ZM119 153H120V151H119ZM130 156H129V158H130ZM136 158H137V156H135ZM159 159H161L160 157H158V160ZM136 160V159H135Z\"/></svg>", "mask_w": 264, "mask_h": 264}]
</instances>
